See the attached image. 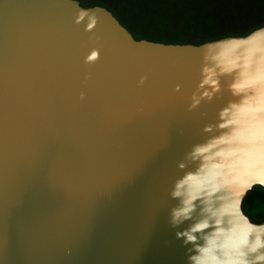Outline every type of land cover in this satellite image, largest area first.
<instances>
[{"label": "water", "instance_id": "water-1", "mask_svg": "<svg viewBox=\"0 0 264 264\" xmlns=\"http://www.w3.org/2000/svg\"><path fill=\"white\" fill-rule=\"evenodd\" d=\"M81 10L96 17L99 45L87 18L74 22ZM252 32L171 44L136 39L104 6L0 0V264H188L192 246L175 233L190 222L170 225L179 202L170 190L197 166L184 157L205 141V124L238 99L228 85L239 70L220 77V99L190 112V97L204 54ZM238 131L217 179L226 210L264 224L243 209L248 192L264 188V129Z\"/></svg>", "mask_w": 264, "mask_h": 264}, {"label": "clouds", "instance_id": "clouds-1", "mask_svg": "<svg viewBox=\"0 0 264 264\" xmlns=\"http://www.w3.org/2000/svg\"><path fill=\"white\" fill-rule=\"evenodd\" d=\"M87 18L85 32L99 45V37L94 35L97 19L84 10L75 15L74 22L79 25ZM102 45L93 47L85 57L86 64H95ZM208 52L212 45H206ZM201 80L192 92L188 111H193L202 102L212 103L220 99L222 93L220 77L237 69V76L228 85L233 97L218 112L217 123H207L203 128L206 139L194 144L184 157L197 166L185 172L174 181L170 198L178 204L170 209L169 223L178 228L186 221L188 227L175 233L188 248V264H264V224H252L247 217L235 211H228L232 202L226 204L217 177L222 164L216 161L225 157L228 146L238 142L242 123L252 122L264 129V27L253 31L246 38H233L218 42L213 55L204 54ZM85 75V79H89ZM147 81L141 76L138 87ZM177 85L175 91H180ZM81 100L85 93L81 92ZM142 111V109H140ZM206 115V113H201ZM226 130V131H219ZM219 131V134L217 132ZM198 162V163H197ZM186 163L180 162L183 170Z\"/></svg>", "mask_w": 264, "mask_h": 264}, {"label": "trees", "instance_id": "trees-1", "mask_svg": "<svg viewBox=\"0 0 264 264\" xmlns=\"http://www.w3.org/2000/svg\"><path fill=\"white\" fill-rule=\"evenodd\" d=\"M85 7L104 6L134 35L171 44H202L227 36H244L264 26V2L244 12L259 16L256 24L241 25L230 21L226 6L242 0H79ZM252 0H248L250 3ZM240 2V3H239ZM243 209L255 223L264 221V188L255 186L243 201Z\"/></svg>", "mask_w": 264, "mask_h": 264}, {"label": "rangeland", "instance_id": "rangeland-1", "mask_svg": "<svg viewBox=\"0 0 264 264\" xmlns=\"http://www.w3.org/2000/svg\"><path fill=\"white\" fill-rule=\"evenodd\" d=\"M243 3L236 5L232 4V6L228 7L226 6L223 8V11H230L232 13V17L230 18V21L233 24H238L243 27L242 29H239L240 32L244 31V29L247 27V24H256L258 21L261 20V17L254 16V17H248L244 12L254 8L261 2V0H252L250 3H247L248 0H242ZM250 1V0H249ZM264 2V0H262ZM240 3V2H239Z\"/></svg>", "mask_w": 264, "mask_h": 264}]
</instances>
